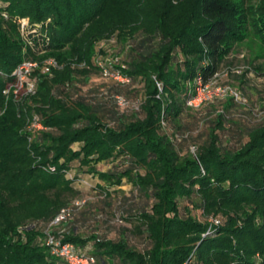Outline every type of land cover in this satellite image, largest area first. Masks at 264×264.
<instances>
[{
	"label": "trees",
	"instance_id": "1",
	"mask_svg": "<svg viewBox=\"0 0 264 264\" xmlns=\"http://www.w3.org/2000/svg\"><path fill=\"white\" fill-rule=\"evenodd\" d=\"M0 4V109L2 89L14 84L12 71L22 61L52 57L64 66L74 58L90 62L96 42L115 35L123 44L132 42L119 73L132 82L140 78L145 94L143 118L124 122L112 113L111 127L101 123L99 103L93 106L83 97L78 108L63 103L60 83L74 81L68 69L53 81L55 94L46 75L39 77L38 96L47 107L25 105L27 126L37 116L43 130H23V108L18 116L16 105L9 102L0 116V206L5 200L46 193L53 200L37 222L0 227V264H65L44 245V229L71 206L68 197L77 196L72 181L64 179L70 164L88 166L120 155L127 156L132 169L140 170L134 178L132 169L89 172L105 182L112 179L115 185L128 177L140 195L153 200L149 210L123 219L140 222L134 234L144 236L149 247L137 251L124 236L117 242L95 235L83 238L68 226L65 241L77 251L94 257L96 264H264V121L246 133L245 142L230 146L233 136L224 133L232 120L225 112L217 113L205 140L193 154L183 156L164 133L165 127L178 125L185 108L200 111L205 106L187 105L196 82L209 84L236 44L253 34L264 45V0H0ZM19 18L31 23L51 18L50 39L26 33L29 46L22 51L23 41L13 24ZM75 143L81 144L77 151L71 147ZM180 199H189L204 221L187 210L181 212Z\"/></svg>",
	"mask_w": 264,
	"mask_h": 264
},
{
	"label": "rangeland",
	"instance_id": "2",
	"mask_svg": "<svg viewBox=\"0 0 264 264\" xmlns=\"http://www.w3.org/2000/svg\"><path fill=\"white\" fill-rule=\"evenodd\" d=\"M0 6L2 7L1 4ZM1 16L6 17L4 13H1ZM13 24L23 41L22 51H24L25 45L29 46L24 41L26 32H35L37 35L50 39V31L54 23L51 18L35 23H31L28 18H19L14 19ZM128 44L132 42L128 41L123 44L116 39V35L111 38L104 37L96 42L90 62H78L76 58L64 63L67 66L58 65L56 62V67L51 68L49 72H44L45 63L54 58L35 61L38 65L30 75V79L36 82L35 93L27 95L24 90L17 89L14 84L6 85L2 89L4 104L0 109V116L5 113L9 102L16 105L18 116L19 109L22 108V112L26 115L25 105L35 108L47 107V105H42L38 96L39 77L45 74V79L53 83L57 75L63 74L68 69L74 81L71 83L69 79H65L60 83L62 86L61 99L66 106L78 108L76 103L79 97H83L93 106L99 103L102 108L101 123L110 127L113 126L110 122L112 113L124 122L143 118L140 106L145 97L144 82L140 78L132 82L121 76L118 70L119 67L125 68L124 62L128 61ZM117 73L120 75L116 77ZM1 77L3 78V75L0 72ZM54 84L50 85L52 94H55ZM156 87L161 92L160 84L157 82ZM225 88L237 92L239 98L232 99L228 93H222ZM204 95L205 100L202 104L205 103V106L200 111L185 108L179 117L177 126L165 127L164 133L172 140L180 156L195 152L197 146L205 140L210 121L217 113L224 114L225 112V116L235 122L234 124L231 121L226 123L227 131L224 134L227 138L233 136L231 144L229 143L230 146L237 144V140H241V144L245 142L246 133L264 121V45L261 44L260 38L250 34L244 42L234 46L221 64L219 72L208 85ZM34 97L37 101L32 99ZM24 118L26 124L23 130L28 127L30 116L26 115ZM80 146L81 144L75 143L71 147L77 151ZM90 168L101 173L113 171L122 173L132 169L125 155L88 166L73 161L64 179L72 181L71 186L77 192V196L73 199L68 197L67 201L84 203L74 211L67 226L75 227L83 238L95 235L100 239L117 242L120 241L121 236H124L130 246L143 252L149 247V242L144 239V236L134 234V227L140 225V222L135 219L129 222L123 219L143 209L149 210L153 200L140 195L133 180L128 177L122 178L120 184L115 185L112 184L114 181L112 179L110 182H105L97 175L90 173ZM139 171L132 169L131 176L134 178L135 174L140 173ZM191 199L195 200L194 197ZM52 200L49 193L22 201L5 200L0 206V227L6 224H16L17 228H22L29 223L37 222L44 212L43 208ZM178 205L182 208L181 212L185 213L187 210L198 221H204L201 211L198 208L192 209L189 199L178 200ZM209 221L211 222V219ZM92 243L90 242L87 247L89 248Z\"/></svg>",
	"mask_w": 264,
	"mask_h": 264
},
{
	"label": "built area",
	"instance_id": "3",
	"mask_svg": "<svg viewBox=\"0 0 264 264\" xmlns=\"http://www.w3.org/2000/svg\"><path fill=\"white\" fill-rule=\"evenodd\" d=\"M37 65L38 63L35 61L24 60L16 67L12 74L15 77L14 86L17 87V89L24 90L27 95L33 94L36 91V82L35 80L30 79V75L33 70L36 69ZM56 65L57 64L55 60H47L45 63L44 72H49L50 69L56 67ZM115 75L117 77L120 74L117 73ZM209 84L202 85L199 80L196 82L195 95L193 99L187 103L189 107L197 108L203 103L205 100L204 93ZM224 92L228 93L235 99L239 98L237 92L232 89L225 88L222 90V93ZM15 93H17L16 90ZM28 127L29 129L34 130L44 129L37 116H33ZM51 170L53 171L54 168H51ZM83 203L84 202L82 201H74L71 206L63 208L57 217L44 229V245L47 246L52 256L62 260L65 264H96L94 257L77 251L73 243L65 241L68 221L73 215L74 211L80 208Z\"/></svg>",
	"mask_w": 264,
	"mask_h": 264
}]
</instances>
